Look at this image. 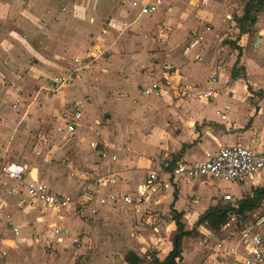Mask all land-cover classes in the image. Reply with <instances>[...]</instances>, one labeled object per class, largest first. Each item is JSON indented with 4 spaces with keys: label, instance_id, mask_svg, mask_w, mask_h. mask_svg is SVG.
<instances>
[{
    "label": "crops",
    "instance_id": "obj_1",
    "mask_svg": "<svg viewBox=\"0 0 264 264\" xmlns=\"http://www.w3.org/2000/svg\"><path fill=\"white\" fill-rule=\"evenodd\" d=\"M131 1L142 4L154 0H130L124 6L108 1L107 4L100 3L97 9L88 8V5L83 7L84 0L80 7L69 0H0V163L13 162L16 157L29 159V147L24 144L29 130L42 123L51 111L62 108L64 100H69V89L66 88L42 105H38L36 100L33 102L40 81L49 82L54 75L65 73L72 78L68 86L76 87L77 80L82 82L83 88L87 81L114 82L116 85V88H109L101 95L98 107L95 96H90V103L80 102L81 118L72 135L65 134L62 118L54 119L53 137L58 141L64 136L76 137L81 131V121L83 123L84 132L78 139L80 141L76 143V139L72 138L64 144L72 142L69 148L84 162H89L91 171L72 173L77 177L78 184L74 194L67 195L71 193L70 181L62 179L60 183L53 181L50 184L40 180L35 169L30 168V173L26 169L25 180L32 177L31 180L47 184L52 192L72 197L73 202L67 208L49 211L37 203L20 205L22 193L14 194V191H19L16 184L0 183L9 204L15 205L21 212L13 219L24 218L26 225L31 217L38 222H49L45 239L54 245L62 244L67 234L72 233L75 226L69 217L72 207L80 209L78 212L84 210L90 217L94 215L89 214V209L95 208L97 213L103 207L98 204L99 199L95 200L96 204L85 203L89 198L87 191H92L91 197L109 192L122 195L127 190H136L138 183L142 187L149 171H168L177 163L195 166L204 160L206 153L216 152L226 145L238 144L264 152V95L257 96L264 92L261 81L264 77L254 75L263 71L256 68L258 60L255 61V56L264 47V0H260L262 5L258 11L249 13L253 24L246 21L258 40L251 51L241 53L231 49V43L237 44L247 38L242 29L243 23L240 27L238 19L243 16L245 4L253 0H169L173 6L172 3L165 4L166 0H160L158 12L149 15H139L136 9L131 8ZM127 13L132 15L131 19ZM187 15H191L192 20L184 19ZM164 25L174 27L164 31ZM94 26L102 28L107 36H102L100 42L97 35L88 38L95 41L98 49L104 44L111 55L96 64L98 67L93 70L76 73L73 61L77 58L74 57L79 49H83L79 42L83 44L85 41L73 31L80 28L83 35L94 34L97 30ZM108 35H117L118 39L127 35L129 40L110 44ZM31 57L37 60L35 66H28ZM130 62L134 64L131 69L128 66ZM64 63L69 65L66 70ZM131 75L134 79L144 76L147 84L137 83L133 91H126L123 85ZM212 78L214 83H210ZM152 83L161 87V92L158 96H144L142 90ZM206 88L215 91L212 99L193 100L187 97V92L192 89ZM74 105L79 107L77 102L70 101V106ZM99 114L103 115L104 121L95 118ZM46 137L43 135L45 141L48 140ZM90 139L99 141L101 147L96 149L97 144L94 143L90 147L87 144ZM50 143L53 150L55 143ZM39 150L37 148L36 151ZM160 161L162 165L158 163ZM21 164L27 168L25 163ZM86 174H90L89 177ZM159 177L166 179L165 175L160 174ZM211 181L200 178L187 182L178 179L174 188L165 191L171 205L168 212H175L180 219L187 221L184 231H190L206 211L220 209L219 204L235 205L236 208L237 203L251 197L254 190L263 189L260 188L261 183L257 186L232 183L242 187L241 195L234 196L224 191L200 204V194L197 195L200 184ZM8 191L12 193L7 195ZM136 191L138 193L139 188ZM247 192L248 196L244 197ZM224 194L230 196V201L222 199ZM7 202L0 199V209L8 207ZM3 203L5 205L2 206ZM33 208L41 211H34ZM34 212L42 214L41 217H36ZM72 214L75 215V212ZM247 215L251 216L250 224L253 216ZM9 223L11 229L16 227V233L11 232L16 241H27L22 239L18 225ZM203 225L206 227L200 224L195 230L202 239L212 235L207 244L201 243L209 248L203 253L196 248H188L183 244L184 237L180 245L181 259L176 264H241L243 249L238 243L239 236L236 234L227 244L223 239L220 248H215L219 241L213 231ZM224 225L220 228H227ZM168 226L175 229L171 219ZM167 248L170 251V242L165 250ZM184 252L190 256L189 263ZM164 256L157 255L156 258L161 260Z\"/></svg>",
    "mask_w": 264,
    "mask_h": 264
},
{
    "label": "rangeland",
    "instance_id": "obj_2",
    "mask_svg": "<svg viewBox=\"0 0 264 264\" xmlns=\"http://www.w3.org/2000/svg\"><path fill=\"white\" fill-rule=\"evenodd\" d=\"M69 1L72 3H78V7L82 5V0ZM108 1L110 3L113 2L116 5L124 6L130 0H84L83 7L88 5V8L97 9L99 8L100 3L107 4ZM166 3L171 4L172 2L166 0L165 4ZM127 16L129 19L132 17V15H128V13ZM169 16L171 17V15ZM232 16L233 18H236L234 14H232ZM176 17L177 16H175V18ZM188 18L192 20L191 15H187V17L184 19L188 20ZM173 27L174 25L170 27L164 25L165 30H163L167 31L168 28L173 29ZM95 29L97 30L94 34L86 33L85 35H83V33L80 31V28H77L76 31H73L77 36H80L81 39H84L85 43L87 42L86 44L84 42L83 44L82 42H79L81 45H83V49H79L78 51L80 52L77 51L78 53L75 54L76 56L73 55L75 56L74 58H77L80 61V64H77V66H82V70L80 72L82 74L89 72L90 69L93 70L95 67H98L97 65L99 62L107 60V58L111 55V51H109L107 47L104 46V44L103 47H100L101 49H98L95 41L89 39L92 38L93 35H97L99 37L97 41L100 42L99 39H103L104 36H107L106 33L104 34V30L102 28L95 27ZM242 29L246 32L247 38H245V41L243 40L237 44L231 43V49H234L237 53H241L242 51H251L255 45V41L258 40L255 32L252 30V27L248 25L247 22L242 24ZM127 39L129 40L127 35H124L119 39L117 35H112L111 37L108 35L107 37V40H109L110 44L118 42L119 40L124 42L127 41ZM109 43L107 42L106 44ZM196 49H198V47ZM99 52L101 53L99 54ZM255 57V61L257 62L258 60L256 68L259 70L262 69L263 71H261V73H257L255 71L256 73L254 75H260V78H262V76L264 77V66H262V63H264V47L262 52H257ZM34 58L31 57L29 59L28 66H35L37 60ZM64 64H66L64 66L65 70L68 69V63ZM133 65L134 64L130 62L128 66L131 69ZM77 66H75V68ZM32 73L37 74L35 72ZM51 74L52 73H49V75ZM65 75L66 74L64 73L54 76L64 77ZM3 80H5V78ZM40 80H42V78ZM77 81L79 82V86L76 85V87H73L68 86V84L61 87L57 91L59 93L64 91L66 88L67 90L69 89L67 92V98H69V100L63 101V105L61 106L62 108L58 109L56 107L57 109L51 111L42 123L29 130V135L25 137L26 139H24V144H28L29 153L31 155L30 158L21 159V157H16L15 160L14 158H11L16 162L25 163L27 166V168H25L28 170V173L31 171L30 168L35 169L39 179L43 182L46 180L48 183L53 184L54 182L58 181L60 183L62 179H64L66 182L70 181L71 193L67 195L74 194V192L77 190V177L75 175L72 176V173L75 174L76 171H79V173H91V171H89L90 169L88 168L89 162H84L82 157L76 155V153L72 152V150L69 148V146L72 145V142L64 145L69 140L71 141L72 138L76 139V143L80 141L78 139L82 137L81 133L84 132L83 123L81 121V131H79V127V134H76V137H74L75 135L72 137L64 136L61 137V141H58V139L56 140L53 137V126L55 125L54 121H56L54 119L61 118L70 112V110L73 108L70 106V101L77 102L81 110L82 107L80 106V102L86 101L87 103H90L92 100L90 96H95L96 107H98L100 104L101 95H103L107 90H110L109 88H116L114 82H111L110 84L104 83L102 81L99 83H90L87 80L86 86L83 88L82 82L80 80ZM261 81L264 83V78ZM125 82L126 84H124L123 87L128 92L133 91L134 84H147L144 76H136L134 79L133 75H131ZM69 83H71V81ZM57 92H49L48 81H40L38 90L35 92L36 94L34 95L32 101L34 102L36 100L38 101L36 102L38 105H42L44 102L51 101V99L54 97L53 95H56ZM263 93L264 92H261L257 94V96L264 95ZM77 95L80 96L75 99ZM59 113H61V115ZM95 118L102 121L105 119L101 114ZM42 134L47 135V141H45ZM50 142L55 143V148L53 150H51L52 143ZM92 143L97 144L96 149L101 147L99 141L93 139H90L89 141L87 140V144H89L90 147H92ZM37 148L40 149L38 152L36 151ZM82 150L83 149H80L81 152ZM89 175L90 174H86V177H89ZM31 179L32 177H29L28 181ZM140 185L141 183H138L135 186L136 190L141 187ZM66 186L68 185L66 184ZM241 189L242 187L234 185L230 182L213 180L209 183H205V185L200 184V192L197 193V195L200 194V199H198V201H200V204H205L209 198L217 197L224 191H228L234 196H239L241 195ZM136 190H127V192L122 193V195L120 193L116 195L114 192H107L108 194L104 193L100 194L99 196L95 194V197L89 196L91 195L92 191H87L88 193H86V196L89 197L87 204H94L95 200L97 201L100 198L105 199L106 195H109L110 193L117 198L116 200H118L120 196L126 195L132 199V204L123 205L119 201H116L114 204L109 203L107 206L106 204H103V207L98 209L96 215L92 217L88 216L84 210H82V212H78L80 209L75 210V208L72 207L71 211L69 212V217L75 223L72 233L67 234V237L62 242V244L54 245L48 242L47 238L45 239L48 231L47 224L49 222L47 223L45 220H43V223L42 221L38 222L34 220V217H31L29 218L30 220H27L26 225V220L24 218L13 219L14 215H18V213L20 214L21 212L18 208H16L15 205L9 204V199L3 190L0 189V199L8 201V204L6 203L8 207L5 209H0V264H124L123 257L128 252H133L138 257L143 258L144 261L142 264H149L151 257H156L157 255L158 257L164 256L166 251H168V248L165 250V247L169 244L171 236L174 233V228L172 230L168 226L169 219H171L172 216V213L168 212L171 206L169 199L166 197L165 191L159 188H155L147 194L145 193L140 198L138 197ZM55 192L59 191L55 190ZM245 196H248V192L246 195H244V197ZM137 198L139 199L138 201L136 200ZM224 205L227 204H219L218 206L221 209ZM33 209L34 211H41L39 208ZM73 211L75 212V215L72 214L74 213ZM34 213L37 214L36 217H41L42 215L38 212ZM180 220L185 227V223L187 221L184 218H181ZM242 220L244 223H249L251 216L247 215L245 218H242ZM10 221L13 224L18 225L19 233L23 237L22 239H26L27 241L23 240L19 243L16 241V237L12 234L13 231H10L12 228L11 224L9 223ZM202 227L206 226L202 224ZM208 227L211 231H213L217 241H222L224 239L226 244L227 242H232L235 235L237 234L232 225H229L225 229H221L213 221L212 225ZM185 239L186 242L183 241V244H186L188 248L192 247L191 249L196 248L198 251L200 250V253H203L204 250L209 248L202 246V237L196 230L191 231V233L185 237ZM185 253L186 252H184V254ZM185 256L186 262L189 263V254H185Z\"/></svg>",
    "mask_w": 264,
    "mask_h": 264
},
{
    "label": "built area",
    "instance_id": "obj_3",
    "mask_svg": "<svg viewBox=\"0 0 264 264\" xmlns=\"http://www.w3.org/2000/svg\"><path fill=\"white\" fill-rule=\"evenodd\" d=\"M205 2V0H202ZM160 0L153 2H145L139 4L137 1H131L130 6L136 9L139 15H149L158 12ZM74 64H80L78 59H75ZM82 66H77L74 72H81ZM73 72V73H74ZM71 76L54 77L48 82V91L51 93L57 92L61 87L66 86L71 81ZM212 78L210 83H214ZM162 88L156 83L150 84L147 88L142 90V94L147 96L153 94L158 96ZM215 91L211 88L206 89H192L187 92V97L193 100H208L214 97ZM64 124V132L67 135H72L81 118V112L78 106L74 107L65 116L61 117ZM224 119V116H221ZM93 146V145H92ZM159 164H163L161 161ZM165 166V165H164ZM165 175L166 179L162 180L159 175ZM27 175L26 168L19 162L0 163V183L3 181L14 182L19 191H14L16 195L18 192L22 193L19 200L20 205L37 203L42 206L44 210H60L67 208L72 202L73 198L67 195L56 194L51 191L49 186L43 182L35 180H25ZM207 179V180H222L235 184L249 183L257 186L261 183L260 188H264V152L254 151L250 148L242 147L238 144L226 145L219 148L216 152L206 153L204 160L195 166H188L184 163H177L170 170L165 171L161 169L159 172L154 170L149 171L142 187H139L138 197H142L145 193H149L154 186L166 191L175 187V182L178 179H184L187 182L193 179ZM10 195L12 192H6ZM112 194H109L104 199H99V205L108 203L114 204L116 201L123 205H131L132 199L128 196H120L118 200ZM224 201H230V196L224 194L222 196ZM139 200L138 198L136 199ZM89 201L86 199L85 203ZM5 205L4 203L1 204ZM231 208H235L231 206ZM96 209H89L90 215H95ZM253 216L252 223H244L241 216L234 213L228 214L226 225H232L237 231L238 243L242 247V261L241 264H264V195L258 203L256 209L245 213ZM251 225V226H249ZM16 233V229H12ZM56 234L57 230L54 231ZM212 238V235H207L202 239V244L205 245ZM221 243H216L215 248H220ZM240 254V253H239ZM236 253H234V256Z\"/></svg>",
    "mask_w": 264,
    "mask_h": 264
},
{
    "label": "trees",
    "instance_id": "obj_4",
    "mask_svg": "<svg viewBox=\"0 0 264 264\" xmlns=\"http://www.w3.org/2000/svg\"><path fill=\"white\" fill-rule=\"evenodd\" d=\"M261 5L262 2L260 0H253L246 3L243 10V16L238 19L239 26L241 27V24L246 21L249 22V24H253L254 20L249 16V13L251 11H258L261 8ZM263 195L264 188L254 190L251 197L239 201L234 209L230 206H225L221 209L208 210L196 220L190 231H184L183 224L180 222V215L172 212L171 221L173 222L175 229L170 239L171 249L161 260H158L156 257H151L149 264H176L181 259V240L184 237H187L191 231L195 230L198 225L206 224L207 226H210L214 221L217 226L221 227L226 222V215L231 212L245 218V213L252 211L258 205ZM123 261L126 264H142L144 260L143 258L136 256L133 252H128L123 257Z\"/></svg>",
    "mask_w": 264,
    "mask_h": 264
}]
</instances>
